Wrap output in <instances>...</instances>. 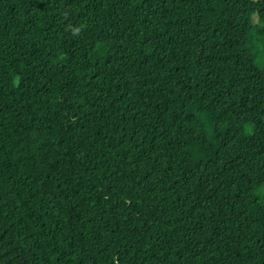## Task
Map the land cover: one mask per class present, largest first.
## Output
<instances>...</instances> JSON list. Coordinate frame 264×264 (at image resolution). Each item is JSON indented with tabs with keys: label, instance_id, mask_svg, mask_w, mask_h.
Listing matches in <instances>:
<instances>
[{
	"label": "trees",
	"instance_id": "obj_1",
	"mask_svg": "<svg viewBox=\"0 0 264 264\" xmlns=\"http://www.w3.org/2000/svg\"><path fill=\"white\" fill-rule=\"evenodd\" d=\"M0 264H264V0H0Z\"/></svg>",
	"mask_w": 264,
	"mask_h": 264
},
{
	"label": "rangeland",
	"instance_id": "obj_2",
	"mask_svg": "<svg viewBox=\"0 0 264 264\" xmlns=\"http://www.w3.org/2000/svg\"><path fill=\"white\" fill-rule=\"evenodd\" d=\"M252 18H253V20H254V21H256V17H255V15H253V17H252Z\"/></svg>",
	"mask_w": 264,
	"mask_h": 264
}]
</instances>
